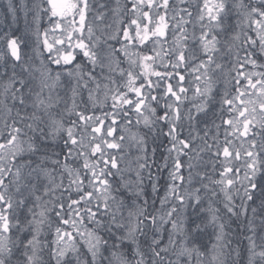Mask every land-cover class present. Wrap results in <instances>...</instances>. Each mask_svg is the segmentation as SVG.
Instances as JSON below:
<instances>
[{
  "label": "snow or ice",
  "instance_id": "snow-or-ice-1",
  "mask_svg": "<svg viewBox=\"0 0 264 264\" xmlns=\"http://www.w3.org/2000/svg\"><path fill=\"white\" fill-rule=\"evenodd\" d=\"M185 2L130 0L131 7L126 10L131 13L128 23L118 21L120 26L115 33L102 34L103 40L96 35L94 23L88 20L92 0H40V4L34 6L37 36L42 17L47 18L49 25L43 32L47 63L42 60L39 68L25 66L24 72L30 78L13 71L0 93V121L3 122L0 127V264H45L46 249L49 252L47 264L52 261L72 264L71 257L75 258V264H165V257L170 254H175L177 260L169 259L167 264H181L180 258H186L184 264H192L193 253L196 264H264V215L259 216L260 231L254 222L259 213H264V144L258 149L255 139L259 128L264 140V71H255L264 68V62H258L257 56V51L264 55V0H203L196 5L195 17L189 11L190 6H181ZM119 12L117 6L114 15ZM104 19V12L94 16V22L103 23ZM189 24L193 25L191 36L186 27ZM196 25L200 29L198 37ZM105 27L111 28V25ZM217 29L219 31L214 32ZM229 33L228 55H232L234 48L237 50L232 68L225 72V64L218 62V58H223L220 36ZM110 40L121 47L115 48ZM8 49L11 57L20 62L17 40L9 39ZM118 54L123 55L127 69L120 67L122 62L118 58L113 66L110 58ZM248 65L253 70H246ZM97 68L100 74L96 73ZM217 74L226 77L222 92L214 79ZM65 78L67 84H63ZM193 81V98L203 99L192 105L195 111L185 112L184 101L189 98ZM61 85L70 90L72 103L64 101V108L57 112L63 98L54 92ZM230 88L234 89V94ZM84 90L88 91L93 111H89L87 104L83 108L77 104V97L82 100ZM101 93L103 99H100ZM217 95L229 118L223 119L222 125H216L217 134L212 137V143L208 142V130H204L203 136H199L203 147L197 151V137L191 136V131L189 137L183 136L185 122L190 130H198L201 115L207 116L206 109L215 103ZM97 107L101 109L99 114L94 111ZM141 124L147 133L131 132L133 126ZM158 126L160 135L166 136L170 144L162 167L168 170L171 181L160 203L164 206L169 198L178 202L163 215L149 213L147 200L143 205L135 201L129 205L126 198L118 199L119 188L114 190L109 179L119 176L120 186L127 188L135 200L140 199L143 172L148 170L151 179L153 166L149 163V134H155ZM221 126H227L222 151ZM237 134L246 138L248 149H244L243 144L235 148L229 137ZM57 139L63 140L67 151L52 153L56 157L53 159L47 141ZM126 141L138 152L134 162L135 181H125L121 168ZM202 151L211 152L216 158L223 156V170L219 172V179L198 173L200 187H192L193 165L185 164L183 158L191 161L189 153L195 152L198 157ZM155 152L153 148V157ZM242 157L241 177L240 168L233 161ZM57 170L59 182L54 175ZM65 176L67 186L63 182ZM210 185L219 187L227 213L237 218L244 216L247 220V232L251 234L244 237L245 250L231 247L225 225L219 222L211 200L204 209L202 190L210 191L212 197L217 196ZM152 188L157 191L155 183ZM61 189L69 192L66 200ZM257 193L259 205L251 207L252 217L249 218L248 210L256 202ZM237 197L239 205L235 203ZM125 207L135 208L129 211L127 220L122 212ZM188 207L193 209L192 214L197 219L207 211L209 223L217 227L216 242L210 249L195 244L188 247L191 241L183 223L173 219L178 211ZM25 208L31 218L26 216L21 220L20 213ZM51 213L58 226L51 242L46 239L42 242L45 226L52 227ZM148 221H151V229ZM168 223L172 225L171 230L164 229ZM89 224L91 227L87 226ZM163 231H168L166 243ZM200 232L201 224L195 223L191 229L193 240ZM201 247L205 251H201ZM242 251H246V259ZM233 253L236 260L230 262Z\"/></svg>",
  "mask_w": 264,
  "mask_h": 264
},
{
  "label": "trees",
  "instance_id": "trees-1",
  "mask_svg": "<svg viewBox=\"0 0 264 264\" xmlns=\"http://www.w3.org/2000/svg\"><path fill=\"white\" fill-rule=\"evenodd\" d=\"M128 4L130 5L129 1H128ZM21 75L25 76L26 78H30L29 75H27L25 73H22ZM59 87H60V89L57 91V93L63 99L61 100L59 108L55 110L57 112L61 111L64 108V101H67L68 104L72 103V101H70V99L67 98V96H66V94L68 92H69V94H71L70 90L62 89V85ZM82 98L83 99L81 100L80 97H77L78 105L81 108H83L84 105L87 104V102H86L87 101L86 98H88V91L87 90L83 91ZM87 107H88L89 111H93L92 106H89L87 104ZM100 110L101 109L99 107L94 109V111H96V113H99ZM219 120H220V125H222L221 118ZM199 127H201V126L200 125L198 126V130L197 129L190 130L188 128L187 123L185 122L184 130H183V136L184 137H189L190 131H191V136L197 137V139L195 141V144L198 146L197 151H199V147H203V141L201 139H199V136H201V133H202V129H200ZM221 129L224 130L225 126H221ZM131 131H134L133 127L131 128ZM164 131L165 132L167 131L166 127L164 128ZM145 133H147V129H145L144 126L141 125V128L139 130V134L144 135ZM149 137H150L148 140L149 163L153 164V166L150 169L151 179H149V171L148 170H145L143 172V182L141 184V188L143 189V195L140 197V199L135 200L134 195L130 194L127 188L120 186V178L115 177V179H113L112 177H109V179L113 183L114 190L116 188H119L121 196L118 197V199L126 198L127 204H129V205H132L134 201H135V203H139L140 205H143L144 201L147 200V211L149 213H152V214L161 215V214H164L163 210H168L171 207H173V205H176V203H177V201L174 202V199H172V198H169L168 203L165 204L164 206H162L160 203V198L165 195V191H166L165 189H166L167 185L169 183H171V181L169 180V177H168V170H166L162 167V165L164 164V157L168 155L167 149L170 147V144H169L168 138L166 136L160 135L159 126L157 127L155 134L150 133ZM224 139H225V137H222L221 135H219V144L221 145V147L223 146ZM153 148L156 149L154 157L152 156V149ZM47 149H48L49 155H51L53 159H55L56 157L54 155H52V153H54V152L58 153L61 151L66 152L67 151L63 147V140H60V139H57L55 142H53L52 140H48L47 141ZM132 151L137 153L136 147H135V149L132 148ZM136 153H135V155H134V153H132V156L128 157L127 159L125 158V166H124V168H125L124 169V172H125L124 180L125 181L131 180L129 177L131 174L132 175L134 174V181L136 180V173L134 170L135 167L129 168V163H128V165L126 164L129 161V159H131L135 162V159L137 157ZM189 155L192 157L191 161L188 160V157H184L183 159L185 161V164L190 162L193 166L196 167V169H192L193 176L195 177V180L193 181L192 187H200V177H199L198 173H205L206 175L211 176L213 179H219L220 178L219 172L223 170V163H224L223 156L216 158L213 155H211L210 152H208V151L200 152L198 157H197L195 152L189 153ZM25 158L27 159V157H25ZM33 159L35 160L36 157H33ZM60 159L63 160L62 155L60 156ZM169 163H171V161H169ZM132 166H135V163H132ZM48 167L50 169L52 168V165L50 162L48 164ZM132 171H134V172H132ZM58 173H59V170H57L54 173V175H57V179L59 180ZM184 175H185V178L187 179V176H188L187 167L184 169ZM131 181H133V180H131ZM63 182H64V185L67 186L68 178L66 176H65ZM203 182L209 183L208 180H204ZM153 183H155L157 185V191H155V192L153 191V188H152ZM210 187L217 192V196L212 197L210 191L206 192V191L202 190V199L204 201V203H203L204 209L206 210L208 208L209 200H211L213 208L217 209V215L220 218L219 222L223 223L225 225L226 239H236L237 241L240 242L239 245H246V248H247V240L244 237L246 235L251 234V233L247 232V220L245 219L244 216H240L239 218H237L235 216H231L230 213H227L226 208H224V202H223L224 199L223 200L221 199L222 194L220 193L219 187L215 186V185H210ZM60 191H62V190H60ZM135 191H136V188H135V185H133L132 193H134ZM62 192H63V196L66 200V198L69 195V192H67V191L64 192V190ZM181 192H183V189H181ZM58 194L60 195V192ZM72 195L75 196V193L73 192ZM256 195H257L256 202L254 204H251V206L249 207V210H248V217L249 218L252 217L251 207H258V205H259V193H257ZM16 198L18 199V197H16ZM171 200H173V203L171 204V206H169ZM235 203L237 205L240 204L239 197L236 198ZM130 210L135 211V208L134 207H132V208L125 207L122 210L125 220L128 219V213ZM192 213H193V209L191 207H188L182 212L178 211V213L173 217V219H175L178 223H183L184 227L187 226L189 240L191 241L188 244V247H193V245L195 244V246H197V247L204 245L208 248V245L211 243V240L212 239L215 240V235H216V232L218 229L212 223H209L210 216H209L207 211L201 213V217L199 219H197L195 216H193ZM260 215H264V213H259V215L256 217V219L254 221L256 226H257V231H260V227H259V225H260L259 216ZM26 216H27V209L25 208L20 213L21 220H24ZM50 217H51L52 227H51V229H49L47 226H45L44 232L41 236L42 242L46 239L50 243L54 237L53 230L55 229L56 226H58L55 215H50ZM27 218L30 219L31 217L27 216ZM194 222L201 224L202 232L196 234L195 239L193 240V235L191 233V229L189 230V228H191V227L193 228L195 226ZM87 226L91 227L90 224ZM171 227H172L171 223L164 225V228L166 230H171ZM211 231H212V234H211ZM257 243H259V240L257 241ZM82 251H84V249H82ZM201 251H205V248L201 247ZM194 255H195V253H193V256ZM43 258H44L45 264H47V262L49 261V252L47 249L43 253ZM87 259L90 260V256L87 257ZM52 264H55V261H52ZM72 264H75V258H74V260H72Z\"/></svg>",
  "mask_w": 264,
  "mask_h": 264
},
{
  "label": "rangeland",
  "instance_id": "rangeland-1",
  "mask_svg": "<svg viewBox=\"0 0 264 264\" xmlns=\"http://www.w3.org/2000/svg\"><path fill=\"white\" fill-rule=\"evenodd\" d=\"M11 1H13V2H11ZM128 1L130 2V0H92V6L93 7H92V12L89 14V18L94 19V16L97 12H104L105 13V19H104L103 23L93 22V21L90 23H94L95 28L109 29L105 35L114 34L116 31V28L120 26V23H118V21L122 22L123 24L128 23V21L124 22V18L122 16L126 15L127 17L129 16V18L131 17V13L126 11L127 9H130V7H131V4L129 5ZM186 2L188 3L187 5L190 6L189 11H192L193 16L195 17L196 13H197L196 5L198 3L202 4L203 0H186ZM37 4H40V0H0V57H2V58H0V93H3L4 86L7 82V80H4L2 78V76L5 73H7V70H6L7 55H10V50L8 49L7 42L9 39H11V37H12L11 35H13V36L18 35V36H20V38L24 37L23 38L24 45L28 44L31 47H33V46L38 47L41 45V43H43V41H42L43 38H41V37L43 35L45 28H48L49 25H48L47 18L42 17L40 24H39L40 35L38 37L36 34L37 24L35 22V11H36V9L34 7ZM99 5H104L105 7L100 8ZM117 6H119V8H120V12L118 15H114V10L117 8ZM10 7L12 9L11 11L9 10ZM231 23L233 25L236 23L235 18H233ZM106 25H111V28H106L105 27ZM186 27L188 29L190 36H191V34L193 33V25L189 24ZM215 31H219V30L217 29V30H214V32ZM199 34H200V29H199V26L196 25L195 35L198 37ZM120 35L122 36V33ZM230 36H231V33H229L228 36H224V35L220 36V41H221L220 47H221V51L223 54V58H218L220 60V63H223L222 60L224 62L232 60V58L235 54V51L237 50L236 48H234L232 51V55H228V46H229L228 40L230 39ZM12 38H15L18 40V38H16V37H12ZM168 39L170 42L171 37L169 36ZM38 41H39V43H38ZM112 41L113 40H110L109 42H112ZM116 45H117V49H119L121 47V45L119 43H116ZM192 45H193V41L190 39L189 40V47H191ZM237 48H239V45H237ZM35 55L38 57H43L42 59L39 60L40 66H41L42 60L45 63H47V60H46L47 55H48L47 52L44 51L43 53L40 52L39 54L37 53ZM240 56L241 57L244 56L243 51L240 52ZM257 56H258V62L264 61V55H260L258 53V51H257ZM25 61L27 62L28 68H30V69L34 68V67L36 68V64H35V60H34V50L33 51L29 50L28 53H26ZM223 64H225V63H223ZM52 67L55 68L54 65ZM15 69L16 68H14V70ZM246 70H253L252 66L248 65ZM255 71H264V68H257V69H255ZM106 72H107V68H106ZM226 72H228V71H226ZM22 73H23V71H22ZM25 74L29 75L27 72H25ZM53 75H55V73H53ZM186 75H187V73H186ZM115 78H116L117 82H120V78L118 75H116ZM187 79L191 81L192 77L187 76ZM225 79H226V77L223 76L222 80L225 81ZM63 84H67V78L64 79ZM194 85H195V81H193L192 87L190 88V91L188 92L189 98L184 101L183 110L185 112H187L189 109H192L193 104L200 103V100L203 99V98H193L194 91H195ZM57 89H60V87H57L56 90ZM62 89H66V88L62 85ZM66 96H67V98L70 99V101H72L71 100V94H69V92L66 94ZM0 98H2V97H0ZM86 99H87V101H86L87 104L89 106H92V104L88 101V98H86ZM100 99H103L102 93H101ZM110 103L111 102L109 101V106H110ZM77 104H78V102H77ZM213 109H214V104L211 105L209 109H206L208 114H207V116H205L203 114L201 115V117H200L201 123L199 124L201 126L199 128L202 129L201 136H203L205 129L208 130V132H209L208 142L209 143H212V137L217 134L216 125H220V120H219L220 118H218V116L215 115ZM192 110L195 111L194 109H192ZM97 114H99V113H97ZM227 118H229V117L228 116H222L221 117V123H222L223 119H227ZM133 124L135 125V117H133ZM141 125H143V124H141ZM2 126H3V122L0 121V127H2ZM225 127H227V126H225ZM140 128H141L140 125L138 127L133 126L134 131H131V132H133V133L138 132L139 133ZM229 131H231V129H229ZM259 131H260L259 128H257L256 129L257 135L255 136L258 149L262 144H264V140L261 139V137L259 135ZM117 135H119V133H117ZM219 135H221L222 137H225V131L222 130L221 128L219 130ZM229 139H231L233 141V144L235 145V148H237V149L241 148L242 144H243L244 149H248L250 147L246 138L239 137L238 134H237V136H230ZM132 148L135 149V146L130 141H126L125 145H124V151H123V155L126 159L128 157H131L132 153H134V155H135L136 152H133ZM221 151H222V147H221ZM210 154L213 155L211 152H210ZM136 155H138V152L136 153ZM243 159L244 158L242 157V159L239 161H235V160L233 161L235 166L240 168V176L241 177L243 176ZM130 162H131V164L134 163L133 160L129 159V161L126 164L127 165H128V163L130 164ZM124 166H125V159L121 164V168L125 169ZM132 167H135V166H132ZM193 169H196V167L193 166ZM132 172H134V171H132ZM123 175L125 176V172ZM129 177L131 180L134 181V174L133 175L131 174ZM116 178H120V177L117 176ZM58 181L59 180L57 179V182ZM236 187L240 188V185L237 184ZM61 190L63 191V189H61ZM241 191H242V189H241ZM58 193L59 192L56 193L57 196H59ZM221 199L222 200L224 199L223 194L221 195ZM174 202H175V200H174ZM172 203H173V200L170 201L169 206H171ZM176 204H178V202ZM49 206H51V205H49ZM163 211L166 212L167 210H163ZM50 215H54V213H51ZM161 215H163V214H161ZM148 226H149V229H151L150 228V227H152L151 221H148ZM184 229L188 233L187 226H185ZM190 229H192V227L189 228V230ZM54 230H53V232H54ZM211 234H212V231H211ZM162 235H163L165 243H166L168 231H163ZM227 240L231 241V247L232 248H236L237 246H239V248L241 250L246 249V245H239L240 242L237 241L236 239H227ZM215 242L216 241L212 239L211 243L208 245V249H210L212 244ZM78 246L82 247L81 245H78ZM242 255L246 259V256H247L246 251H242ZM69 256L71 257V254H69ZM71 259L74 260V257H71ZM169 259H171L172 261H176L177 257L175 254H170V255L166 256L165 257V264H167V261ZM180 259H181V264H184V261L186 260V258H180ZM208 259H210V255L208 256ZM229 259H230V262L236 260L235 254L233 253ZM192 264H196V256L195 255L192 258Z\"/></svg>",
  "mask_w": 264,
  "mask_h": 264
},
{
  "label": "flooded vegetation",
  "instance_id": "flooded-vegetation-1",
  "mask_svg": "<svg viewBox=\"0 0 264 264\" xmlns=\"http://www.w3.org/2000/svg\"><path fill=\"white\" fill-rule=\"evenodd\" d=\"M101 38H102V40H103V36H101ZM12 39V38H11ZM109 42V41H108ZM110 44H112V42H109ZM18 45H19V41H18ZM7 46H8V42H7ZM152 47V45H149V48H151ZM20 49H22V51L24 52V53H28V51L29 50H31V51H39V49H43V46H41V47H35V46H33V47H31V46H29L28 44H26V45H23V46H20L19 47V50ZM33 49V50H32ZM20 52H21V50H20ZM21 54H22V52H21ZM118 58V56L117 57H112V58H110L111 59V61H114L115 62V60ZM120 59V61L122 62L121 64H120V67H123V68H125V69H127V67H126V62H123V60H121V58H119ZM79 60H83V57L81 56L80 58H79ZM222 60V59H221ZM16 62V61H15ZM109 61L106 59V61H105V63H106V65H107V63H108ZM218 62H220V60L218 59ZM222 62L223 63H225V72L226 71H228L229 69H231L232 68V60H229V61H227V62H224L223 60H222ZM19 65H20V63H19ZM27 65V64H26ZM25 64H24V66H26ZM89 67H91L90 65H89ZM107 68V67H106ZM97 70H99V71H101L100 70V68H97ZM100 74V73H99ZM38 75V74H37ZM223 76H224V74H217V75H215L214 76V78L218 81V84H217V87H220V89H221V92L223 91V86H224V84H225V81H223L222 79H223ZM232 76H235V72H232ZM215 90V89H214ZM233 94H234V89H229ZM214 113H215V115H217L218 117H222V116H228V113L226 112V111H223L222 110V108H221V102H220V95H217V97H216V100H215V103H214ZM229 117V116H228Z\"/></svg>",
  "mask_w": 264,
  "mask_h": 264
},
{
  "label": "bare ground",
  "instance_id": "bare-ground-1",
  "mask_svg": "<svg viewBox=\"0 0 264 264\" xmlns=\"http://www.w3.org/2000/svg\"><path fill=\"white\" fill-rule=\"evenodd\" d=\"M10 76H11L10 74L5 73V74L2 76V78H3L4 80H8V78H9Z\"/></svg>",
  "mask_w": 264,
  "mask_h": 264
}]
</instances>
